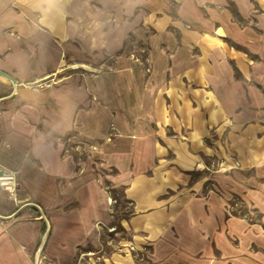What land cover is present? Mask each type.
<instances>
[{
  "label": "crops",
  "instance_id": "crops-1",
  "mask_svg": "<svg viewBox=\"0 0 264 264\" xmlns=\"http://www.w3.org/2000/svg\"><path fill=\"white\" fill-rule=\"evenodd\" d=\"M98 53L114 64L72 71ZM219 127L264 133V0H0V169L17 181L0 264L42 241L54 264H264V162L207 175Z\"/></svg>",
  "mask_w": 264,
  "mask_h": 264
},
{
  "label": "rangeland",
  "instance_id": "rangeland-1",
  "mask_svg": "<svg viewBox=\"0 0 264 264\" xmlns=\"http://www.w3.org/2000/svg\"><path fill=\"white\" fill-rule=\"evenodd\" d=\"M130 39H127V42L125 43L126 46L124 49L121 50V52H133L136 54L139 58L144 56L145 53V46L143 44H139L136 47L133 46L129 41ZM100 61V63H98ZM109 64H114L112 61V58H106L103 53H98V56H96V60H85L83 63L79 64L78 67H76L74 70H72L74 73L79 74L81 76H85L88 74V71L94 68L95 70L100 69H106L108 68ZM85 65V66H84ZM85 68V69H84ZM227 123V122H226ZM220 127L217 130H211L208 135L203 139L204 143L207 144L211 150L208 156L202 157V164L207 166V169H204V171L209 174L217 173V172H230L231 170H237V169H243L245 176H249L252 174V170L249 169V167H245V164L249 165L250 161L242 159L246 155L252 154L255 156L256 161L261 163L264 162V138L261 136H264V133L259 132L258 128L257 130H245V129H228V130H221ZM260 129V128H259ZM219 131V132H218ZM73 134L69 135V137H66L64 139V146H65V152L71 153L74 155L75 158H86L87 152L86 150H83V148H79V150H76L78 148H75V144L72 142ZM217 140L218 142H215ZM101 169V167H98ZM6 173H8L11 170L2 169ZM103 171L101 170L99 174L103 175ZM13 172V171H11ZM10 173V172H9ZM14 176V182H15V189L13 195L10 194L4 186L0 185V195L2 196H12L14 197L16 190H17V181L15 179L14 173H12ZM197 173L190 172L187 174L188 179H193ZM211 180L209 179L206 184L209 185ZM102 184L105 185L107 188L110 189V185L107 181H102ZM112 200V205L115 206V209L118 212H121L122 214H125V211L128 209V202L123 198L121 191L119 188H112L110 191ZM242 198L240 196L233 195L230 197V202L233 204L232 208H230L234 213L237 214H243L246 216H251L253 218H256L258 215L256 212H254L252 209L247 206L246 203L241 202ZM109 202V203H110ZM38 209V208H37ZM115 231H117L116 236L113 234ZM106 235L108 237L116 238L117 236H127L126 232L123 231L119 226H115L112 228L111 232H106ZM34 254V253H33ZM43 259L41 264H54L52 260L48 259L44 253ZM34 256V255H33ZM32 256V261H33ZM78 259L85 260L87 259V256L79 255ZM85 262V261H84ZM143 261H141V264Z\"/></svg>",
  "mask_w": 264,
  "mask_h": 264
},
{
  "label": "built area",
  "instance_id": "built-area-1",
  "mask_svg": "<svg viewBox=\"0 0 264 264\" xmlns=\"http://www.w3.org/2000/svg\"><path fill=\"white\" fill-rule=\"evenodd\" d=\"M2 171V174L0 175V185L4 186V188L13 195L14 193V189H15V182H14V176H13V172L9 171L8 173H6L5 171H3L2 169H0ZM38 209L39 207L36 206ZM43 242V241H42ZM42 242H40L37 247L35 248L34 251V256H33V261L32 264H41L42 259H43V254H42Z\"/></svg>",
  "mask_w": 264,
  "mask_h": 264
},
{
  "label": "bare ground",
  "instance_id": "bare-ground-1",
  "mask_svg": "<svg viewBox=\"0 0 264 264\" xmlns=\"http://www.w3.org/2000/svg\"><path fill=\"white\" fill-rule=\"evenodd\" d=\"M84 66H85V65H84ZM72 67H73V68H76V67H78V65H73ZM84 69H85V68H84ZM90 69H91V68H90Z\"/></svg>",
  "mask_w": 264,
  "mask_h": 264
},
{
  "label": "trees",
  "instance_id": "trees-1",
  "mask_svg": "<svg viewBox=\"0 0 264 264\" xmlns=\"http://www.w3.org/2000/svg\"><path fill=\"white\" fill-rule=\"evenodd\" d=\"M126 46V44L123 46V48L122 49H124V47Z\"/></svg>",
  "mask_w": 264,
  "mask_h": 264
},
{
  "label": "water",
  "instance_id": "water-1",
  "mask_svg": "<svg viewBox=\"0 0 264 264\" xmlns=\"http://www.w3.org/2000/svg\"><path fill=\"white\" fill-rule=\"evenodd\" d=\"M2 174V171L0 170V175Z\"/></svg>",
  "mask_w": 264,
  "mask_h": 264
}]
</instances>
